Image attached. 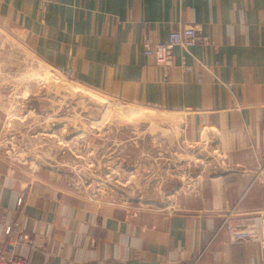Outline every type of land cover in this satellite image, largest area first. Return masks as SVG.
I'll return each mask as SVG.
<instances>
[{"label":"crops","instance_id":"1","mask_svg":"<svg viewBox=\"0 0 264 264\" xmlns=\"http://www.w3.org/2000/svg\"><path fill=\"white\" fill-rule=\"evenodd\" d=\"M0 22L90 88L185 111L190 136L209 138L224 167L190 212L138 217L0 174V226L30 225L38 243L2 238V249L37 264H264L260 244L234 243L222 227L264 215V0H0ZM181 25L211 44L177 48L166 73L143 45Z\"/></svg>","mask_w":264,"mask_h":264},{"label":"rangeland","instance_id":"2","mask_svg":"<svg viewBox=\"0 0 264 264\" xmlns=\"http://www.w3.org/2000/svg\"><path fill=\"white\" fill-rule=\"evenodd\" d=\"M127 108L153 114L128 119ZM188 124L185 111L128 104L82 84L0 22L1 175L132 217L190 212L224 167L210 139L194 140ZM8 225L32 233L19 221Z\"/></svg>","mask_w":264,"mask_h":264},{"label":"built area","instance_id":"3","mask_svg":"<svg viewBox=\"0 0 264 264\" xmlns=\"http://www.w3.org/2000/svg\"><path fill=\"white\" fill-rule=\"evenodd\" d=\"M199 44L210 45V40L203 35L202 31L194 26L181 25L172 31L167 40L162 43H154L147 40L143 45V54L155 60L158 66L164 68L168 73L173 65L174 51L181 48L189 52L193 47ZM184 70L191 71L192 68L184 63ZM168 76V74H166ZM201 82V79H200ZM232 88V85H228ZM21 198L18 204L20 205ZM226 221V220H225ZM232 242H256L264 248V215H256L245 218L240 224H229L224 222ZM5 239L11 244H21L23 246L35 247L38 243L31 239V233L23 231L21 228L13 225L5 227L0 226V240ZM0 264H37L36 262L24 258L22 255L12 251L8 254L0 246Z\"/></svg>","mask_w":264,"mask_h":264},{"label":"bare ground","instance_id":"4","mask_svg":"<svg viewBox=\"0 0 264 264\" xmlns=\"http://www.w3.org/2000/svg\"><path fill=\"white\" fill-rule=\"evenodd\" d=\"M49 74V73H48ZM77 89V88H76ZM75 89V90H76ZM83 90V89H82ZM89 95H91V94H89ZM133 110H131L130 108H127L126 110H125V115H126V117L128 118V119H132V118H137V117H139V116H142V115H145V114H153V112L152 111H149V110H140V112H134ZM157 115V114H156ZM163 117H165V116H163ZM81 132V131H80ZM83 132V131H82Z\"/></svg>","mask_w":264,"mask_h":264}]
</instances>
